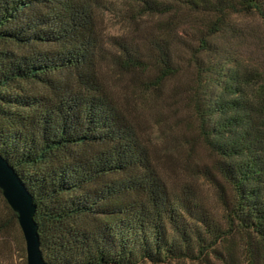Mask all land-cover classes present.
Returning a JSON list of instances; mask_svg holds the SVG:
<instances>
[{
  "label": "trees",
  "instance_id": "trees-1",
  "mask_svg": "<svg viewBox=\"0 0 264 264\" xmlns=\"http://www.w3.org/2000/svg\"><path fill=\"white\" fill-rule=\"evenodd\" d=\"M123 1L126 36L106 34V0H0V153L34 196L45 261L264 264V69L219 43L236 14L264 25V0ZM182 68L173 94L213 157L220 219L169 187L107 72L152 99Z\"/></svg>",
  "mask_w": 264,
  "mask_h": 264
},
{
  "label": "rangeland",
  "instance_id": "rangeland-1",
  "mask_svg": "<svg viewBox=\"0 0 264 264\" xmlns=\"http://www.w3.org/2000/svg\"><path fill=\"white\" fill-rule=\"evenodd\" d=\"M108 10L104 14L103 27L109 36L127 35L130 32L123 0H106ZM184 15V14H183ZM151 17H142V23L152 22ZM190 27V20L184 15ZM239 30L238 39L220 37L219 43L236 54L245 64L264 69V25L257 14L239 13L233 17ZM238 32V31H237ZM114 92L121 97L127 113L137 126L144 142L149 146L156 165L174 191L188 189L221 218L217 190L202 173L201 167L211 165L213 157L197 137L196 124L190 109L175 97L173 90L178 85L192 83V69H181L178 76L169 79L164 91L150 99L130 82V76H119L108 70ZM240 245V236L235 240ZM224 250V248H222ZM236 254L239 262L244 260L242 245ZM0 264H28L26 241L15 211L5 200L0 189ZM151 264V263H147ZM170 264H222L210 256L208 261H175Z\"/></svg>",
  "mask_w": 264,
  "mask_h": 264
},
{
  "label": "water",
  "instance_id": "water-1",
  "mask_svg": "<svg viewBox=\"0 0 264 264\" xmlns=\"http://www.w3.org/2000/svg\"><path fill=\"white\" fill-rule=\"evenodd\" d=\"M0 189L9 206L17 213L27 250L28 264H47L41 250L38 225L35 221L37 205L34 196L16 171L0 153Z\"/></svg>",
  "mask_w": 264,
  "mask_h": 264
}]
</instances>
